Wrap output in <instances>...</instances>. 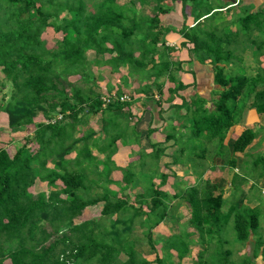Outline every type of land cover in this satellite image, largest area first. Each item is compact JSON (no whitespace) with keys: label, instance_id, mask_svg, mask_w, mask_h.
<instances>
[{"label":"trees","instance_id":"obj_1","mask_svg":"<svg viewBox=\"0 0 264 264\" xmlns=\"http://www.w3.org/2000/svg\"><path fill=\"white\" fill-rule=\"evenodd\" d=\"M165 1L0 0V111L11 132L35 126L12 154L0 141V264H149L133 236L136 227L155 252L154 264H182L195 235L204 248L190 264H249L258 251L264 259L259 210L236 201L223 209L221 190L214 194L216 182L203 178L219 158L238 170L230 184L237 190L254 178L257 164L264 167V155L251 163L238 156L247 154L259 130L246 127L236 138H226L248 99L264 119V8L247 9L239 0L240 14L228 20L223 0L213 7L199 4L193 17L192 10L186 11L192 0H170L169 7L162 5ZM149 3L147 13L142 7ZM169 16L175 23L165 22ZM47 28L60 34L52 45L42 37ZM171 31L179 34L178 45L187 48L189 63L210 66L217 87L208 97L196 91L188 99L180 94L190 84L176 76L183 62L171 59L175 47L164 36ZM244 43L253 48L254 67L244 65L246 49H237ZM105 68L124 78V86L127 78L137 83L135 89L140 82L147 91L153 86L157 106L168 103L165 110L172 109V124L150 127L147 133L162 131L164 141L177 147L171 163L190 164L195 175L191 185L175 184L171 195L188 209L191 230L154 233L165 219L172 217L179 225L183 216L170 210L169 194L162 189L167 179L159 165L163 146L151 144L150 152L140 151L138 161L125 167L112 160L125 143L130 124L122 114L130 101L104 102L111 91L99 90L98 71ZM69 76L82 85L69 82ZM120 93L121 85L113 94ZM176 96L178 103L173 102ZM38 113L46 120L35 122ZM92 116L101 120L99 129L90 124ZM114 170L119 179L112 178ZM36 182L47 191L34 192ZM137 188L132 197L124 192ZM98 203L97 217L77 220ZM227 228L239 245L252 243L251 254L239 263L229 249L211 247L215 240H226ZM157 241L162 242L161 254L155 250ZM121 254L124 259L118 258Z\"/></svg>","mask_w":264,"mask_h":264},{"label":"crops","instance_id":"obj_2","mask_svg":"<svg viewBox=\"0 0 264 264\" xmlns=\"http://www.w3.org/2000/svg\"><path fill=\"white\" fill-rule=\"evenodd\" d=\"M242 1L244 2L243 5L241 4L242 7H246L247 9H250L253 7L254 11H258L264 8V0H242ZM223 2L227 3L226 7H228L229 9V12L227 14L228 20H231L232 18H235L237 17V15L240 14L239 13L240 12L239 0H223ZM224 9L225 7L222 8V11H224ZM170 17L172 16L167 17V19H165V17L163 18L166 23L171 22L173 24L174 22ZM173 18H176V16H174ZM187 19L190 20L191 17L189 16ZM230 28L232 29L234 28V26L231 25ZM164 36H165L166 44L175 47V50L170 53L171 59L180 60L183 62L182 70H178V72H176L177 78L183 84H186V83L190 84V86H188L184 91H181L180 94L185 96L186 99H188L193 94V92L196 91L197 93H200L202 96L208 97L211 94L212 90L217 87V85H215L212 82L210 66L208 64L202 65V64H197L195 62L189 63L187 61L188 59V55L186 52L187 48L183 46L180 47L178 45L180 36L177 32H173V31L167 32ZM246 44L248 47L251 46L248 43ZM248 54L250 55V57ZM247 58L250 61H247ZM244 63H245L244 64L245 66H251V67L256 66L255 61L252 58L251 49L245 50ZM261 66L264 68V61L261 62ZM186 69L194 70L196 72L195 76L193 77L191 72L187 71ZM105 71H107V73H105ZM98 72H99V75L101 76V78L98 80V84L100 85V87L104 89L105 92L107 91V88L109 87L111 93H114L115 88L121 85L120 94L121 95L124 93L128 94L129 101H130V108L124 111L122 116L123 118L127 120V122L130 123V125H133V127H132V131H129L130 133H128L127 136L125 137V143L119 144L116 153L112 156V160L115 162V164L119 167H125L129 163H135L138 161L140 157L139 156L140 151H143L144 153H148L152 149L151 144L157 143L165 148L164 155L161 156V158L159 159L160 171L166 174L167 179H168L169 174L173 175V177L177 176L175 174L174 166H178L181 170V173H178V171L176 172L178 176L180 175V177H177L178 178L177 183L182 182L183 180L182 177L185 178L184 174L187 171L184 170V167L182 164L171 163V154L173 153V151L177 149L176 145H173L170 142H165L164 133L160 130H153L152 132L147 133L150 127L159 128V127H162V125L168 126L172 124L175 115L173 114L172 109L165 110L168 103L162 104V107L159 105L157 106L155 101L158 96L156 94L155 88L151 86L150 91H147V89H145L144 87V84H143L144 82H140V85L135 89V86L137 85V83L133 82L132 78H127L126 80L127 85L124 86L125 81H122V79L124 78L117 77V79H115L114 75L107 68L102 69ZM122 73L125 74V71L123 70ZM164 81L166 82V78H164ZM168 85L169 83H166L165 88ZM212 97H216V96L212 95ZM173 102L174 103L179 102V99L177 96L173 99ZM248 111L257 115L253 109H249ZM93 117L95 116H92L89 120L90 124H91V119ZM95 118L97 119V117ZM241 119L242 118L240 117L239 120L235 124H233L232 127L228 130L227 136H226L227 139L229 138L230 140H232L236 138L237 135L241 132V129L236 132L237 128L242 126L241 124H243V120ZM98 120H99V124H97L98 126L97 125L93 126L95 129H99V127L102 125L101 120L100 119ZM135 131L138 132V135L136 136H134ZM256 138L259 139V136ZM94 153L96 154L95 151ZM164 165H166L168 169L170 167L172 169L167 171L163 169ZM99 168H101V165H99ZM120 176L121 174L118 170H114L112 172V178L119 179ZM188 177H191V176H188ZM203 178H206L205 174H203ZM194 180H195V176H194ZM155 181L157 182L158 179H155ZM177 183H173L174 188H175V184ZM188 185H191V184H188ZM138 189L139 188L132 190L131 195L132 193L134 194L138 192ZM164 190L167 191L166 189ZM124 192L127 193L130 197H132L130 195V190H125ZM173 193L171 194L168 193L169 198H171V195ZM174 199L177 200L175 203H172L171 202L172 200L169 201L170 210L171 211L177 210L180 213H182L183 212L182 207L184 206V204H182L181 202L178 203L179 200L177 198H174ZM98 204H100V206L102 205V203H98ZM172 206L174 207L178 206V209L176 208L172 209ZM162 223H164L166 227L168 226L167 228L170 227L172 229L175 226H177L178 229L180 228V226L176 224V221L172 219V217L165 219ZM162 223L161 225H163ZM158 225H160V223ZM157 226L155 227V229H157ZM158 231L161 232L160 230ZM162 233L167 235V234H171L172 231L171 232L164 231ZM184 258H187V257L185 256ZM184 258H182L181 260L182 264H184L183 262ZM249 264H264V259L262 258L261 260H257V257H256L254 260H251Z\"/></svg>","mask_w":264,"mask_h":264},{"label":"rangeland","instance_id":"obj_3","mask_svg":"<svg viewBox=\"0 0 264 264\" xmlns=\"http://www.w3.org/2000/svg\"><path fill=\"white\" fill-rule=\"evenodd\" d=\"M118 1H119V3H122L126 0H118ZM219 1H221V0H192V1H188L187 6H186V9H187L186 11L189 10V13H190V11L192 10L191 12L193 14L192 15V17H193L195 15V9H197L199 7V4L201 6H212L213 7ZM207 2L209 3L208 5H207ZM162 5L164 7H169L172 5V3L170 2V0H166L165 2L162 3ZM177 5H179V4H177ZM142 8L145 9V12L149 13L151 11V3H149L147 7L143 6ZM188 22H190V20H188ZM235 26H236V24H234V27ZM59 36H60V34L54 32L51 28H47L42 33V37L45 38L48 45H52L54 43L55 39L59 38ZM237 49H253V48H252V46L248 47L247 44L244 43V45L241 46V48H237ZM249 57H250V55H249ZM247 61H250V60H248V58H247ZM105 73H107V71H105ZM114 77H115V79H117L118 74L114 75ZM0 78H2L1 73H0ZM68 80L71 83L82 85V82L79 81L76 76H69ZM122 81H124V79H122ZM5 90H6L5 92H8L9 87L7 86ZM99 90L102 93L105 92L102 87H100ZM124 94H126V93H124ZM0 95H1V93H0ZM126 95H128V94H126ZM250 101H251V99H248L246 101V105L241 111L240 117L242 118L241 120H243V124H241L242 126L238 127L236 130V132H237L240 129L242 130L243 128L251 127L254 130L260 131L259 139L256 138L252 141V143L249 145L250 148H247V149H249V150H247V154L246 155L238 154L240 159L244 158L247 160L248 163H251V160H253L257 157L264 155V119H261V118H259L258 115H255L254 113L248 111L249 109H251L249 107ZM45 120H46V118L41 113H38L34 117L35 122L36 121H45ZM97 124H99L98 118L96 119L95 117H93L91 119V125L96 126ZM132 127H133V125H130L129 127H127L128 129H127L126 136L128 133H130L129 131H132ZM34 128H35V126L33 124H30L28 126H25L22 130H20L18 132H11L10 129L8 128V125H7L6 114L3 111H0V141L5 144L6 149L8 150V152L10 154H12L14 152V150L16 149V147H18L20 145V142L23 141V139L26 135L32 134V131ZM29 145L31 148L36 147V144L34 142H30ZM139 156H140V153H139ZM195 160H197V162H199V163L202 162V160H199L196 158H195ZM206 163H208L207 160H206ZM203 165H205V164H203ZM257 165L258 166L256 168V173L254 175V178L251 177L250 179L243 182L241 185L239 184L240 187L237 190H236V188H233L230 184L232 183L231 182L232 174L236 173L238 170L232 171L229 167L223 165L222 160L219 158L215 159V166L211 169H207L204 174H205L206 178L210 179L213 182H216L217 186L219 187L214 192V194H217L219 192V190H221V193H222L223 198H224L223 209H226L228 207V205L231 204L233 201H236L235 203L238 205L240 204L241 206L245 205V206L256 207L260 212V215H259V220H260L259 232L264 233V167L262 168V166L260 164H257ZM189 166H190V164H189ZM189 166L187 168L184 167V170L188 171L189 173L186 172L184 174L185 178L182 177L183 180H182V182L179 183V187H185L188 184L194 183V176L195 175L193 173H191L192 172L191 169H188ZM174 167H175L174 168L175 174L177 176L173 177V175L169 174L168 179H166L165 185L162 186V189H166L169 194L174 192L175 188L173 187V183H177V181H178L177 177H180V175L178 176V174L176 172L178 171V173H181V170L178 166H174ZM163 169L168 171V170H171L172 168L170 167L168 169V167L166 165H164ZM188 176H191V177H188ZM31 189L34 192L39 191L41 189L47 191L46 186L43 183H38V182H36L32 186ZM130 195H131V191H130ZM132 195H133V193H132ZM169 201H171L172 203H175L177 200L174 198H169ZM100 209H101L100 204L91 205V206L86 208L83 215L80 216L77 220L80 221L82 219L95 218L99 215ZM182 210H183V212H182L183 216H182L181 220H179V226L182 229L191 230L192 227L186 223L187 218L189 216L188 209L184 205L182 207ZM161 223H160V225L157 226V229H155L154 233H156V232L162 233L164 231H167V232L172 231L173 232V231H176L178 229L177 226H175V224H174L175 227H173L172 229L169 227L170 228L169 229V228H167L168 226L166 227V225L164 223H162L163 225H161ZM136 229L137 230L133 232V236L136 238V241L139 245L140 251L143 253L145 258L149 261V264H154L155 252L146 244V239L143 237V235L140 233V231L138 230L137 227H136ZM158 230H160L161 232H159ZM196 236L197 235L191 237V240H190L191 241V246H190L191 251H190L189 255L186 256L187 258H184V260H183L184 264H190L192 259L195 257L197 251H200L202 248H204V245L201 244L197 240ZM224 237L226 238L225 241H223L224 239L219 240L218 242H217V240H215L214 241L215 244H211V247L215 246L217 250L229 249L231 252L230 257L232 260H234L235 263H239L243 257L247 256V254L248 255L251 254V251H252V243H250L251 241L247 242V244H245V245H239L240 243L235 239V234H234V231L232 228H227V231L224 232ZM207 239H208V236H207ZM161 243H162L161 241L155 242V250H156V252H158V254L159 253L161 254V251H160ZM208 246L209 245L206 244V249L209 248ZM118 258L124 259L125 256L123 254H121V255H119ZM261 259H262V254L260 251H258L257 260H261Z\"/></svg>","mask_w":264,"mask_h":264},{"label":"built area","instance_id":"obj_4","mask_svg":"<svg viewBox=\"0 0 264 264\" xmlns=\"http://www.w3.org/2000/svg\"><path fill=\"white\" fill-rule=\"evenodd\" d=\"M112 99H118L120 101H126L129 99L128 95L126 94H122L119 96L114 95L113 93H111V96H103V100L105 103L110 102Z\"/></svg>","mask_w":264,"mask_h":264},{"label":"water","instance_id":"obj_5","mask_svg":"<svg viewBox=\"0 0 264 264\" xmlns=\"http://www.w3.org/2000/svg\"><path fill=\"white\" fill-rule=\"evenodd\" d=\"M211 104H212V102H211V101H209V102L206 104V106H207V107H210V106H211Z\"/></svg>","mask_w":264,"mask_h":264}]
</instances>
